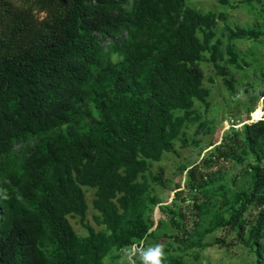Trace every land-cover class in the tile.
I'll use <instances>...</instances> for the list:
<instances>
[{"label": "trees", "instance_id": "1", "mask_svg": "<svg viewBox=\"0 0 264 264\" xmlns=\"http://www.w3.org/2000/svg\"><path fill=\"white\" fill-rule=\"evenodd\" d=\"M220 18L186 0H0V264H104L161 238L172 240L163 264H184L185 252L207 246L204 236L217 230L233 240L211 245H242L264 264V118L231 125L185 169L192 227L176 206L165 227L152 217L149 179L164 183L151 165L175 154L177 142L189 145L190 125L210 130L195 108L210 106L200 63L212 64L233 91L225 65L237 52L214 40ZM259 35L238 28L229 39ZM220 162L241 172L229 183L227 173L211 170ZM83 188L94 190L100 230L85 222ZM75 217L85 236L71 225Z\"/></svg>", "mask_w": 264, "mask_h": 264}, {"label": "rangeland", "instance_id": "2", "mask_svg": "<svg viewBox=\"0 0 264 264\" xmlns=\"http://www.w3.org/2000/svg\"><path fill=\"white\" fill-rule=\"evenodd\" d=\"M17 6H23L30 0H11ZM186 0V6L201 13H214L222 15L224 19H218L213 31L214 40L221 41V47L228 44H234L237 52V60L233 65L226 64L232 77L233 91H230L223 83L222 77L216 75L213 65L207 62L200 63L204 71V86L211 90L208 101L210 106L208 111L196 104L195 108L201 115L205 126L210 130L205 132L197 130V124L190 125L186 130V138L189 145L185 148L180 147L177 142L176 153H165L161 162L153 163L150 167V173L156 174L158 169L163 170L162 181L164 187L150 182L151 193L155 196L156 204L153 208L152 217L156 223L159 220L164 221V227L168 224L167 210L176 206L187 218V227H192V220L195 219L192 208V199L185 193L184 183L186 181V168L200 161L210 152V144H219L221 136L231 125L238 128L243 123H251L264 118V0ZM43 17V14H39ZM238 28L254 29L261 35L257 39H229L230 32ZM208 57V53L205 55ZM223 64V63H222ZM256 109L249 113V108ZM196 141L193 145L191 142ZM220 169L227 173V182L241 172L240 167H234L232 163L220 162L211 170ZM243 182V181H242ZM242 184L239 181L238 185ZM179 186V188H178ZM85 190L88 209L86 212L85 222L94 230H100L93 222L95 211L92 209L91 201L94 197V190L83 188ZM182 191L174 201L176 192ZM213 206L219 205V198H211ZM209 206L204 205L202 215L204 220L208 216ZM70 223L74 230L80 236L86 235V230L79 224V218H71ZM155 227V226H154ZM153 227V229H154ZM167 234H178L177 231L166 227ZM163 230V227H162ZM233 234L223 230H217L211 235H206L202 243L207 246L198 248L194 247L185 252L184 264H256V257L246 250L242 245H235L231 248L211 245L216 238H225L227 242L233 240ZM165 247L166 242H172L169 239H159L157 242L151 241ZM210 245V246H209ZM151 246L143 242V247L137 258ZM175 247V245H174ZM129 249L124 251V255L119 260L105 259L104 264H127L126 254ZM135 260V259H134ZM133 264H136L133 261Z\"/></svg>", "mask_w": 264, "mask_h": 264}, {"label": "clouds", "instance_id": "3", "mask_svg": "<svg viewBox=\"0 0 264 264\" xmlns=\"http://www.w3.org/2000/svg\"><path fill=\"white\" fill-rule=\"evenodd\" d=\"M164 251L162 245H155L143 253V264H163Z\"/></svg>", "mask_w": 264, "mask_h": 264}, {"label": "built area", "instance_id": "4", "mask_svg": "<svg viewBox=\"0 0 264 264\" xmlns=\"http://www.w3.org/2000/svg\"><path fill=\"white\" fill-rule=\"evenodd\" d=\"M143 247V241L140 244H134L129 248V251L126 254L127 257V264H133V261H135V257L142 250Z\"/></svg>", "mask_w": 264, "mask_h": 264}]
</instances>
